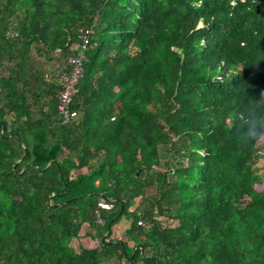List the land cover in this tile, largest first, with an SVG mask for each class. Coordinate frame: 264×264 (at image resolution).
Returning a JSON list of instances; mask_svg holds the SVG:
<instances>
[{"label":"trees","instance_id":"trees-1","mask_svg":"<svg viewBox=\"0 0 264 264\" xmlns=\"http://www.w3.org/2000/svg\"><path fill=\"white\" fill-rule=\"evenodd\" d=\"M263 153L264 0H0V264H264Z\"/></svg>","mask_w":264,"mask_h":264},{"label":"built area","instance_id":"built-area-1","mask_svg":"<svg viewBox=\"0 0 264 264\" xmlns=\"http://www.w3.org/2000/svg\"><path fill=\"white\" fill-rule=\"evenodd\" d=\"M88 37V30H84L80 34L79 43L72 46V49L75 51V53L71 56H68L66 59L67 64L69 65V72H62L58 76V84L60 89L55 96L56 111L59 114L62 122H66L75 115V112L69 109V104L76 92L75 84L81 74V62L83 59V52L88 42ZM98 206L103 209L110 207V205L104 201H100Z\"/></svg>","mask_w":264,"mask_h":264},{"label":"rangeland","instance_id":"rangeland-1","mask_svg":"<svg viewBox=\"0 0 264 264\" xmlns=\"http://www.w3.org/2000/svg\"><path fill=\"white\" fill-rule=\"evenodd\" d=\"M254 167L256 168V172L261 174V175H264V153L256 160L255 164H254ZM264 188V187H263ZM128 222L129 220L125 219L123 216H121L115 226H112V235L111 236H116L117 235V232L118 234L120 235L122 229L128 225ZM84 226V225H83ZM82 226L81 230H80V239H71L70 241V244L72 247H76V245L80 242V240L83 238L81 235L83 233V230L85 229L84 227ZM111 229V228H110ZM130 245V243H129Z\"/></svg>","mask_w":264,"mask_h":264}]
</instances>
